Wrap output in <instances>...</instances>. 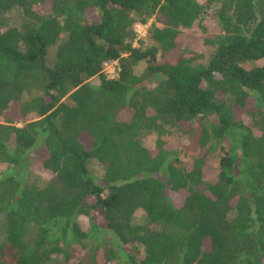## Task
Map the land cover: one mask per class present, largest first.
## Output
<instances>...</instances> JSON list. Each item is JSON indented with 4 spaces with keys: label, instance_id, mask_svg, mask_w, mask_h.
Returning <instances> with one entry per match:
<instances>
[{
    "label": "trees",
    "instance_id": "16d2710c",
    "mask_svg": "<svg viewBox=\"0 0 264 264\" xmlns=\"http://www.w3.org/2000/svg\"><path fill=\"white\" fill-rule=\"evenodd\" d=\"M0 264H264V0H0Z\"/></svg>",
    "mask_w": 264,
    "mask_h": 264
},
{
    "label": "rangeland",
    "instance_id": "374dc122",
    "mask_svg": "<svg viewBox=\"0 0 264 264\" xmlns=\"http://www.w3.org/2000/svg\"><path fill=\"white\" fill-rule=\"evenodd\" d=\"M153 19L149 20L148 24L146 25H142L141 23H136L135 26H134V29L136 30L137 32V35H138V39L143 41V43L146 45L147 44V40H148V33H149V27L151 26L152 24V21ZM205 26L208 27V29L210 31H213L215 29V24L213 23V20L209 17H206V21H205ZM199 34L201 32H198ZM198 33H196L197 35H199ZM137 39V40H138ZM135 45L138 46L139 45V42H135ZM145 65L142 64L140 65V67L138 68V71L141 72L143 71ZM115 65H112L111 67H105V72L108 74V76H112V71L114 70ZM92 83L93 84H99L100 83V80L98 78H95L92 80ZM31 120L33 119H36L35 116H32L30 118ZM156 140V136L155 135H151V136H147L143 143L145 146H147L148 148H152L154 146V142ZM183 145H187L189 143V139L188 138H183ZM90 171L92 172V174H94L95 176H102L103 173H104V166L101 165L100 163H98L97 161H92V163L90 164ZM42 178L43 180L46 181L45 178L43 177H40ZM142 213L139 214V217H142ZM81 226L83 227V229H87L88 228V224H87V221L85 219H80L79 220Z\"/></svg>",
    "mask_w": 264,
    "mask_h": 264
},
{
    "label": "built area",
    "instance_id": "2783aa9c",
    "mask_svg": "<svg viewBox=\"0 0 264 264\" xmlns=\"http://www.w3.org/2000/svg\"><path fill=\"white\" fill-rule=\"evenodd\" d=\"M112 65H106V67H111ZM118 76V70L116 68H114V70L112 71V76H109L111 78H116Z\"/></svg>",
    "mask_w": 264,
    "mask_h": 264
}]
</instances>
